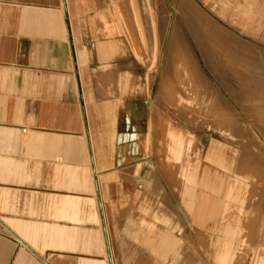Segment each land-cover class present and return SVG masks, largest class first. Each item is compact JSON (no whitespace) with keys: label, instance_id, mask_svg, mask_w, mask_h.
Listing matches in <instances>:
<instances>
[{"label":"crops","instance_id":"0c3cea01","mask_svg":"<svg viewBox=\"0 0 264 264\" xmlns=\"http://www.w3.org/2000/svg\"><path fill=\"white\" fill-rule=\"evenodd\" d=\"M115 10L0 0V264H198L160 211Z\"/></svg>","mask_w":264,"mask_h":264},{"label":"rangeland","instance_id":"374dc122","mask_svg":"<svg viewBox=\"0 0 264 264\" xmlns=\"http://www.w3.org/2000/svg\"><path fill=\"white\" fill-rule=\"evenodd\" d=\"M106 2L123 66L135 68L160 211L184 224L198 264H264V0ZM205 178L223 194L204 190ZM203 192L223 203L199 224L191 205Z\"/></svg>","mask_w":264,"mask_h":264},{"label":"bare ground","instance_id":"6f19581e","mask_svg":"<svg viewBox=\"0 0 264 264\" xmlns=\"http://www.w3.org/2000/svg\"><path fill=\"white\" fill-rule=\"evenodd\" d=\"M218 149V148H217ZM216 149V150H217ZM218 153V152H217ZM213 155V154H212ZM208 156V155H207ZM209 158V157H208ZM224 163V161H222ZM227 162V161H226ZM225 169L228 171L230 170V166L223 165ZM219 171V170H218ZM219 173V172H218ZM190 174V173H189ZM218 178V177H217ZM202 179V178H201ZM206 179V178H205ZM206 181V182H205ZM203 181L202 185L203 189L206 191H212L218 195H222V188H218L215 186H212L209 181L207 182V179ZM200 182V181H199ZM213 184V183H212ZM200 194V193H199ZM221 199V198H220ZM223 201H219L215 207H212L210 204V201L207 199V196H205L204 192L200 194V197L193 201L192 203V212L195 216H197V222L199 224H203L204 221L211 215L215 216L218 215L221 211V205ZM232 242V241H231ZM230 248V247H229ZM224 255V254H223ZM228 256V255H227ZM230 258V257H229ZM221 260V259H220ZM229 260V259H228ZM221 263V262H220Z\"/></svg>","mask_w":264,"mask_h":264}]
</instances>
